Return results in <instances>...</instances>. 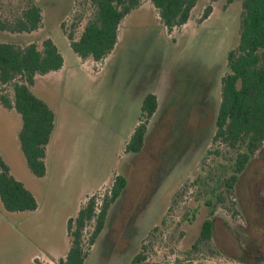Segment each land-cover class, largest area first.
<instances>
[{
	"label": "rangeland",
	"instance_id": "1",
	"mask_svg": "<svg viewBox=\"0 0 264 264\" xmlns=\"http://www.w3.org/2000/svg\"><path fill=\"white\" fill-rule=\"evenodd\" d=\"M27 1L0 0V18L13 19ZM87 2L36 0L42 29L0 32V42L20 45L52 39L64 57V67L39 76L33 88L56 114L46 177L27 167L21 117L0 106V155L39 205L34 213H9L0 201V264H59L70 249L68 220L92 197L99 206L117 176L126 178V189L88 248L86 264H133L139 254L144 264H264V145L226 204L214 197L219 180L231 174L230 157L226 150L215 155L212 137L227 55L239 43L241 2L219 0L200 23L209 4L200 0L188 24L169 33L144 0L122 23L115 51L102 63H84L61 26L69 31L79 22L80 33ZM150 93L158 110L143 149L131 153L127 147ZM211 215L215 253L190 256ZM93 231L89 227L86 238Z\"/></svg>",
	"mask_w": 264,
	"mask_h": 264
},
{
	"label": "trees",
	"instance_id": "2",
	"mask_svg": "<svg viewBox=\"0 0 264 264\" xmlns=\"http://www.w3.org/2000/svg\"><path fill=\"white\" fill-rule=\"evenodd\" d=\"M143 1L88 0L90 14L80 33L79 22L73 24L69 31L65 24L61 26L73 52L84 63L105 61L115 51L122 23L141 7ZM149 1L169 33L188 24L200 2ZM218 1L209 0L200 23L212 15L213 4ZM236 1L242 5L239 43L227 55L228 71L220 83V102L212 137V143L217 147L215 155L223 157L226 150L231 161V174L219 180V190L214 193L219 205L226 204V197L233 195L240 175L264 145V0H226V6ZM43 26V9L36 0H28L13 19L0 18L1 33L33 34ZM63 67L64 57L52 39L44 40L41 45L35 42L26 45L0 42V106L21 117L20 149L28 169L37 178H44L48 173V149L56 129V114L34 93L33 88L39 76L58 72ZM158 106L157 96L147 94L142 104L141 122L127 147L129 152L139 153L143 149L147 124ZM126 186V178L117 176L99 206L96 198L92 197L81 206L76 217L68 220L70 249L59 264H86L88 248L102 233L112 204L122 196ZM0 201L9 213H34L39 207L35 195L12 175L10 166L1 155ZM89 227L94 231L86 238ZM213 236L211 215L204 221L190 256L200 252L214 254L211 248ZM145 260V256L139 254L133 264H144Z\"/></svg>",
	"mask_w": 264,
	"mask_h": 264
},
{
	"label": "crops",
	"instance_id": "3",
	"mask_svg": "<svg viewBox=\"0 0 264 264\" xmlns=\"http://www.w3.org/2000/svg\"><path fill=\"white\" fill-rule=\"evenodd\" d=\"M18 180V179H17ZM37 199V198H36ZM39 208V207H38ZM35 252H33V253H30V255H29V262L32 260V258H33V254H34ZM10 257V256H9Z\"/></svg>",
	"mask_w": 264,
	"mask_h": 264
}]
</instances>
